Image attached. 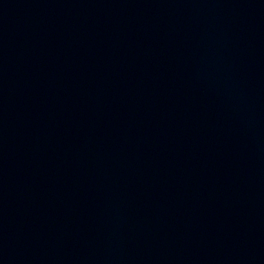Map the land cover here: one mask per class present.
I'll use <instances>...</instances> for the list:
<instances>
[{
	"label": "water",
	"instance_id": "95a60500",
	"mask_svg": "<svg viewBox=\"0 0 264 264\" xmlns=\"http://www.w3.org/2000/svg\"><path fill=\"white\" fill-rule=\"evenodd\" d=\"M0 264H264V0H0Z\"/></svg>",
	"mask_w": 264,
	"mask_h": 264
}]
</instances>
